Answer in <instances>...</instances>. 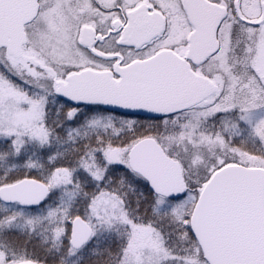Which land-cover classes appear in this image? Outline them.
<instances>
[{
    "label": "snow or ice",
    "instance_id": "snow-or-ice-1",
    "mask_svg": "<svg viewBox=\"0 0 264 264\" xmlns=\"http://www.w3.org/2000/svg\"><path fill=\"white\" fill-rule=\"evenodd\" d=\"M0 264H264V0H0Z\"/></svg>",
    "mask_w": 264,
    "mask_h": 264
}]
</instances>
